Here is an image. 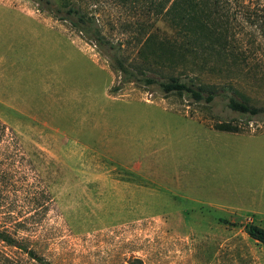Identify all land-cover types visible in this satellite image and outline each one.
I'll return each mask as SVG.
<instances>
[{"label": "rangeland", "instance_id": "obj_1", "mask_svg": "<svg viewBox=\"0 0 264 264\" xmlns=\"http://www.w3.org/2000/svg\"><path fill=\"white\" fill-rule=\"evenodd\" d=\"M49 4L0 0V228L51 264H264V0H218L197 43L120 0ZM149 32L185 55L138 53ZM167 73L210 97L145 81ZM0 264L39 263L0 239Z\"/></svg>", "mask_w": 264, "mask_h": 264}, {"label": "trees", "instance_id": "obj_2", "mask_svg": "<svg viewBox=\"0 0 264 264\" xmlns=\"http://www.w3.org/2000/svg\"><path fill=\"white\" fill-rule=\"evenodd\" d=\"M37 2H44V7L50 8V0H36ZM122 3H129L130 6H136L143 8L147 12H151L153 15H159L168 21L169 25L173 27L177 34L184 38L185 43H194L201 41L202 38L209 37L208 22L211 19V7L218 4V0H120ZM69 15V20L72 25L80 32L84 33L86 36L94 37L98 36V30L92 29L87 23L83 14L79 11L77 7L73 4L68 5L65 10ZM137 27H141V23H137ZM152 32H149L144 36L141 42V47L138 49V53H145L144 49L148 53L153 55L154 60L158 62L160 57L164 56V52L168 53L167 59L172 60L174 57L182 58L185 54L184 52L188 49L185 44L181 46H174V43L163 44L162 42L153 44L151 37ZM154 40V38L152 37ZM179 44V43H178ZM168 45V46H167ZM112 47V46H111ZM177 55V56H176ZM113 57V67L115 70L120 71L123 75V80H132L135 73L129 68V66L124 63L121 57L115 52L110 53ZM146 56V54H145ZM166 58V56H165ZM157 77L155 75H150L145 78L146 82H155L161 92L176 91L178 93H186L192 95L194 99L198 100L202 97L203 89H207L206 98H209L212 90L205 88V85L199 84L192 81L182 80L180 74H162ZM162 77V78H161ZM228 106L237 111H251L254 112L256 108L248 105L244 100H239L230 96L228 99ZM227 127V126H226ZM226 127H220L221 129H230ZM246 233L264 245V227L255 223H249L246 225ZM0 239L7 244H11L20 247L25 253L30 257L34 258L39 264H51L43 256L38 255L34 252L32 248H29L26 244L20 242L15 236H13L6 228H0Z\"/></svg>", "mask_w": 264, "mask_h": 264}, {"label": "crops", "instance_id": "obj_3", "mask_svg": "<svg viewBox=\"0 0 264 264\" xmlns=\"http://www.w3.org/2000/svg\"><path fill=\"white\" fill-rule=\"evenodd\" d=\"M245 213L250 214L249 216L252 215L253 218H256L257 217L260 220H263L264 219V217L260 213H258L257 211H255V210H248V211L244 212L243 214H245ZM243 214H241V215H243Z\"/></svg>", "mask_w": 264, "mask_h": 264}, {"label": "built area", "instance_id": "obj_4", "mask_svg": "<svg viewBox=\"0 0 264 264\" xmlns=\"http://www.w3.org/2000/svg\"><path fill=\"white\" fill-rule=\"evenodd\" d=\"M247 219H249V218H247Z\"/></svg>", "mask_w": 264, "mask_h": 264}]
</instances>
